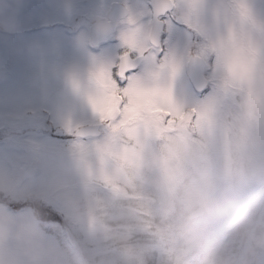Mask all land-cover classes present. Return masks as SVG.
I'll return each mask as SVG.
<instances>
[{
  "label": "rangeland",
  "instance_id": "rangeland-1",
  "mask_svg": "<svg viewBox=\"0 0 264 264\" xmlns=\"http://www.w3.org/2000/svg\"><path fill=\"white\" fill-rule=\"evenodd\" d=\"M124 1L132 12L119 40L94 46L86 23L110 0H0V264H73L46 231L57 216L94 264H143L151 250L156 264H264V190L224 245L264 184V0H175L155 58L151 6ZM125 50L151 58L121 88L113 68ZM211 50L214 79L199 96L187 59ZM192 108L197 137L186 126ZM96 122L101 136L76 134ZM31 200L51 211L46 226Z\"/></svg>",
  "mask_w": 264,
  "mask_h": 264
},
{
  "label": "trees",
  "instance_id": "trees-1",
  "mask_svg": "<svg viewBox=\"0 0 264 264\" xmlns=\"http://www.w3.org/2000/svg\"><path fill=\"white\" fill-rule=\"evenodd\" d=\"M54 232H56V235L59 236L60 241L63 243V245L68 250L70 262L73 263V264H83V262H81V260H79L77 254L70 248V246H68V243L66 242V239H65L64 232L61 229H60V231L56 230ZM152 258H155V254L154 253H152ZM168 264H171V263H168Z\"/></svg>",
  "mask_w": 264,
  "mask_h": 264
},
{
  "label": "snow or ice",
  "instance_id": "snow-or-ice-1",
  "mask_svg": "<svg viewBox=\"0 0 264 264\" xmlns=\"http://www.w3.org/2000/svg\"><path fill=\"white\" fill-rule=\"evenodd\" d=\"M162 50V48H161ZM113 78L115 79L117 85L121 88L127 87L128 84V74H125L124 76H121L119 74L118 68H113Z\"/></svg>",
  "mask_w": 264,
  "mask_h": 264
},
{
  "label": "water",
  "instance_id": "water-1",
  "mask_svg": "<svg viewBox=\"0 0 264 264\" xmlns=\"http://www.w3.org/2000/svg\"><path fill=\"white\" fill-rule=\"evenodd\" d=\"M98 129V126L94 127V126H89V127H85L82 128L78 131V134L86 136L88 134H95L96 130Z\"/></svg>",
  "mask_w": 264,
  "mask_h": 264
},
{
  "label": "flooded vegetation",
  "instance_id": "flooded-vegetation-1",
  "mask_svg": "<svg viewBox=\"0 0 264 264\" xmlns=\"http://www.w3.org/2000/svg\"><path fill=\"white\" fill-rule=\"evenodd\" d=\"M123 19H124V18H123ZM152 19H153V18H152ZM122 21H123V20H120V24H119V25H121ZM151 24H152V23H151ZM152 25H153V24H152Z\"/></svg>",
  "mask_w": 264,
  "mask_h": 264
}]
</instances>
